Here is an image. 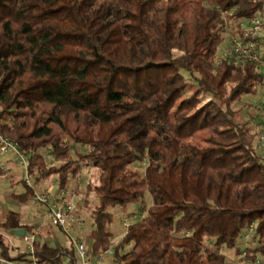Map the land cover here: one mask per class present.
<instances>
[{"label":"trees","instance_id":"obj_1","mask_svg":"<svg viewBox=\"0 0 264 264\" xmlns=\"http://www.w3.org/2000/svg\"><path fill=\"white\" fill-rule=\"evenodd\" d=\"M254 15L264 18V0H0V134L33 153L34 183L53 176L59 190L96 170L85 190L92 252L111 247L107 209L147 193L144 216L113 247L117 264H225L218 249L235 250L250 222L247 254L264 259L263 150L230 110L263 76L218 55L224 24L239 32ZM23 185L21 203L33 194ZM0 230L28 228L7 212ZM60 252L42 243L34 258L55 264Z\"/></svg>","mask_w":264,"mask_h":264},{"label":"built area","instance_id":"obj_2","mask_svg":"<svg viewBox=\"0 0 264 264\" xmlns=\"http://www.w3.org/2000/svg\"><path fill=\"white\" fill-rule=\"evenodd\" d=\"M239 32L233 31L225 38L226 51L223 55L234 61H245L253 64L263 76L262 82L259 86V91L262 95V100L259 106L256 108V116L258 123V136L256 142L260 150H264V55H261L263 47L264 37V18L259 15H254L248 19H245L239 25ZM219 58L215 59V64L218 63ZM33 153L25 155L18 147L9 139L3 137L0 134V158L11 157L13 161L18 165L21 174L22 181L28 187L31 185V176L27 171V158L32 156ZM71 182L74 184L81 183V177L76 174L71 178ZM74 187L55 189L51 192L33 193L30 204L37 205L45 209V217L48 219L50 226L67 233L69 229L81 228L83 222L76 217L77 208L74 201L75 198ZM123 220L120 222V227L123 228V232L120 236L125 235V231L128 227ZM255 223H248L242 230L240 242L242 244L241 249L237 253V264H264L257 255H248L247 251L252 249L256 238L254 235ZM34 233L25 232L21 236V240L27 243L25 257L21 260H14L10 257L0 255V264H52L48 262H37L34 258V249L32 243L35 237ZM119 241V240H118ZM116 243H112L111 247L105 251L92 252L89 246H84L79 241L72 243L75 257L70 259L64 251H61L58 257V263L55 264H117L113 254V247ZM64 258V259H63Z\"/></svg>","mask_w":264,"mask_h":264},{"label":"rangeland","instance_id":"obj_3","mask_svg":"<svg viewBox=\"0 0 264 264\" xmlns=\"http://www.w3.org/2000/svg\"><path fill=\"white\" fill-rule=\"evenodd\" d=\"M224 32L225 36L229 35L231 32L230 30V23L226 22L224 24ZM263 47L261 50V55H264V37H263ZM221 50V52H220ZM219 50L218 55H223V52L226 50L225 48H221ZM262 100V95L259 89H256V92L253 95H246L239 98L238 101L231 103L230 110L234 115V118L239 123H245L252 127L253 131L257 133L256 137L258 136V126L255 125L256 123V108L259 106ZM256 143V139L254 141ZM72 153H85L86 149L77 145H71ZM264 151V150H263ZM261 151V152H263ZM42 161L45 164V168L53 165L54 162L51 160V157L48 154L47 150H42L41 152ZM1 159H3L1 157ZM1 161V160H0ZM142 167V163H136L131 167V169L140 171ZM0 172H2L0 170ZM81 177V183L74 184L70 181L66 188L74 187L75 199H78L82 205V203H86V207L80 208V213H76V217L81 219L83 225L81 228H73L69 229L67 233H63L62 231L50 226L48 219L45 216V209L39 207L37 205H32L30 202L21 203L20 201L15 199V195L21 194L24 191V185L22 183V174L18 167V165H13V179L8 180L5 174H0V221L2 217L7 212H14L20 215V224L27 226L28 231L27 233L31 232L34 233L36 231L33 229L37 226V231L35 232V237L32 243V247L34 251H36L41 243H45L47 246L55 249H70L73 246L72 243L75 241H79L84 246L89 245L88 234L92 229V223L89 219V212L90 208L94 203V195L92 193L85 194L86 186L96 183V170L93 168H82L79 172ZM53 176L48 177L44 180L51 179ZM32 178V177H31ZM30 188L32 189V193H39L36 192L33 188H36V182L34 183L33 178L31 179ZM29 187V186H28ZM35 191V192H34ZM44 193V192H41ZM142 202V206L140 203ZM140 203L138 204H128L125 208L121 209L119 207L108 208L107 212L111 214V223L107 227V230L112 234V243H117L118 241H114L116 237H118L122 232L123 228L120 227V222L123 220H127V223H131L132 221H136L144 216L145 209L150 205V198L147 193H145L142 197ZM0 236L2 241L3 248L7 251V255L9 257L15 255H24L18 254L21 252H26L27 243L21 240L20 236L14 235L13 233L3 232L0 230ZM120 239V238H119ZM239 241H237L238 243ZM236 243V244H237ZM256 242L251 247H256ZM231 250V249H229ZM228 249L224 247H220L218 249L219 253L223 255H227L229 253ZM73 256L75 257V253L73 250ZM64 259V258H63ZM233 259L228 262L229 260H225V264H233Z\"/></svg>","mask_w":264,"mask_h":264},{"label":"crops","instance_id":"obj_4","mask_svg":"<svg viewBox=\"0 0 264 264\" xmlns=\"http://www.w3.org/2000/svg\"><path fill=\"white\" fill-rule=\"evenodd\" d=\"M224 45H225V43L223 42V46ZM261 154L264 156V151ZM2 158L3 159L0 158V160H1L0 161V170L2 171V174H5L6 175V178H8V180H10V181L11 180H14L13 177H12V175H13V165H16V163L9 156L8 157L7 156L6 157H2ZM35 186H36V188H33V189L36 190V192H39V193H41V192H51V191H54L56 189V178L55 177H52L50 180L49 179H47V180H40V181L36 182V185ZM74 201H75V204H76L77 212L79 214L80 211H81L80 208H81L82 205H81V203H80V201L78 199H75ZM22 226H25V225H22ZM25 227H27V226H25ZM33 229H35L37 231L38 228H37V226H35ZM24 233H25V230H24ZM121 234L118 237H116L114 241H118L119 238H120V236H121ZM241 247H242V244L239 241L236 244L235 250L234 249H231V250L228 251L229 253H227V255H224L225 260L227 259V260H229L228 262H230L232 260V258H234L233 259V262H234L233 264H237L238 263L237 262V253L238 252H236V249L237 250H240ZM58 250H60V249H58ZM61 251H64V250H61ZM23 253H25V252H21V253H18V254H23ZM15 256H17V255H15ZM10 258H13V256H11ZM262 260H264V259H262Z\"/></svg>","mask_w":264,"mask_h":264},{"label":"water","instance_id":"obj_5","mask_svg":"<svg viewBox=\"0 0 264 264\" xmlns=\"http://www.w3.org/2000/svg\"><path fill=\"white\" fill-rule=\"evenodd\" d=\"M24 234V230H15L14 231V235H16V236H22Z\"/></svg>","mask_w":264,"mask_h":264}]
</instances>
